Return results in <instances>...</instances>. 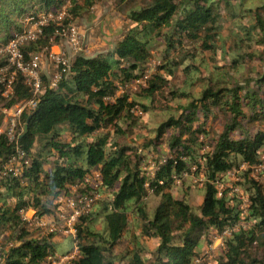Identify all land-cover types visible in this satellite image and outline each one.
<instances>
[{"label":"trees","instance_id":"16d2710c","mask_svg":"<svg viewBox=\"0 0 264 264\" xmlns=\"http://www.w3.org/2000/svg\"><path fill=\"white\" fill-rule=\"evenodd\" d=\"M67 4L76 15L93 0H0V47L23 31L26 19ZM222 9L235 18L227 51ZM126 13L132 25L112 47L76 53L55 87L42 76L43 90L34 96L35 107L23 112V124L30 118L16 142L0 134V264H42L56 252V233L30 230L25 211L55 217L65 209L59 196L94 193L97 198L73 223L78 254L68 264H201L199 241L210 244L225 230L217 264H264L253 251L264 248V185L251 169L264 152V127L255 126L264 122V65L243 77L245 63L264 61L253 47L264 51V0H150ZM69 18L48 20L35 40L24 42L25 60L56 44ZM153 48L159 65L147 74ZM203 52H220L228 61L210 67L199 56ZM203 66L211 69L205 79ZM179 69L183 86L174 88L169 84ZM137 78L145 85L139 95L119 93L120 85ZM165 87L173 105L156 108L153 97ZM3 90L0 83L1 108L33 97L20 73L11 92L5 96ZM134 112L163 118L143 127L130 144L119 137L127 134L122 123L140 126ZM2 116L0 111V124ZM219 118L216 131L212 123ZM18 151L28 163L21 160L15 174L6 166ZM231 172L245 202L227 186ZM183 176L203 181L199 205L184 190L172 193ZM150 196L157 200L153 208L147 206ZM142 237L156 240L154 249ZM121 241L127 246L118 253Z\"/></svg>","mask_w":264,"mask_h":264},{"label":"rangeland","instance_id":"374dc122","mask_svg":"<svg viewBox=\"0 0 264 264\" xmlns=\"http://www.w3.org/2000/svg\"><path fill=\"white\" fill-rule=\"evenodd\" d=\"M150 0H93V4L88 8H80L78 13L76 15H72L71 13L68 12V4L64 5L65 7V18L70 19V23L74 24L79 32L80 36V48L77 51H74L69 43L67 42V39L65 36H60L59 40L56 44H53L51 46V50L60 52L64 57H67L69 59H72V57L76 53H82L84 55L90 56L94 55L95 53L101 52V51H106L110 47H112L115 43H117L118 40L123 38V35L127 31V29L132 25V22L128 19L126 11L133 6H145L147 2ZM235 1V0H234ZM261 0H253L254 3H260ZM85 4L83 1H81V5ZM67 7V8H66ZM222 17H223V27L220 32L222 39L224 40V45H225V50L230 49V44L231 41L227 37L229 36V33L232 28H234L233 22L235 21V18L233 15H231V12H228L227 10L222 9L221 10ZM240 17V16H238ZM241 22H245V19L239 18ZM255 49H258L257 51L260 52L258 53L264 54V51H262V47L260 46H253ZM162 50V48H161ZM157 51L158 49L153 48L152 49V57L149 60L148 68L146 70L147 74L152 73L155 71L156 67L159 65L158 57H157ZM220 52H223L219 49ZM220 52L217 54H213L208 52L206 53H200L199 56L203 57L208 63L209 66L212 67L214 64H223L227 63L228 59L223 58L220 55ZM248 53V50H246V47L243 49V53ZM212 57V59L210 58ZM221 58V59H218ZM264 65V61L260 59H255L251 60L247 63H245V68L243 70V74L245 76L243 77H251L254 76L257 71H260ZM202 76L203 79L207 77L208 72L211 70L210 68L205 70L204 66L202 67ZM52 71V66L51 64L47 61L45 64L42 65V72L43 75L46 77L48 80V76L50 75ZM237 80L240 82H243L241 80V76H236ZM183 79L184 76L180 69L176 72L175 77L172 78L171 82L169 85H171L174 88L182 87L183 86ZM42 79V83H43ZM206 82V81H205ZM44 85V83H43ZM144 84H134V83H127L124 87L120 85L118 91L119 93H127L128 96L131 98L132 96H137L142 90V86ZM140 86V87H139ZM145 86V85H144ZM199 88V86H195V91ZM170 87H165L161 91L157 92L154 97H153V106L156 108H162L165 105H173L172 102L169 100L170 94ZM168 99V100H167ZM4 102L0 101V111L3 114L2 116V121L1 125L6 124V117L8 114L13 113V108L11 110H7L5 112L6 116L4 115L3 111H5V107L1 108ZM134 117L138 119V123L140 126L132 127L128 126L125 123L121 124L123 126V129H126L127 134L124 135V137H119L121 140L120 141H125L129 142L130 144L132 142V137L138 135L142 131H144L145 126L148 128H152L155 124L154 121H159L163 117L160 115L155 114H146L143 112V114H136L135 112L133 113ZM5 116V117H4ZM220 118L216 119L214 123H212V128L215 129L216 131L220 129ZM9 121V120H8ZM7 121V122H8ZM23 124V122H22ZM255 126H261L264 127V122L260 123H255ZM20 130V127L18 126L17 131ZM137 137V136H136ZM135 142V141H133ZM138 147L141 146L140 143L136 144ZM40 146V142H37L35 144V149H37ZM165 149V147H164ZM165 151V150H163ZM152 169V168H151ZM200 178V177H199ZM198 179H192L190 180L189 176H183L180 179V182H177L174 184L172 187V193L174 195H177L179 193V189L182 191L184 190L186 195L188 196V199L192 201L193 203H200L201 199V191H200V186L202 185L201 180ZM259 182L264 185V174L258 177ZM235 180H233L231 177L229 178L228 184L233 185ZM188 185V186H187ZM235 185V184H234ZM72 192V191H71ZM240 192V191H239ZM242 197L243 202L246 201V198L244 195H240ZM237 199H239L237 197ZM147 201V206L149 208H153L154 204L156 203V199L154 197L150 196L148 197ZM246 205L243 204V208H245ZM95 227H99V224H95ZM29 228L32 231H41L44 234H47L45 231L46 229L43 226H38L34 224H29ZM67 228V226H66ZM75 236V235H74ZM71 234L63 233H56L52 236L53 241L56 243V252L57 254H64V253H70L74 249V246H76V242L73 239ZM217 236H213L210 239V244H207L201 239L198 243L197 250L204 253V257L201 261V264H217L219 259L221 258L222 254V246L220 245L219 237L215 238ZM143 243L145 244L148 249L151 250L154 249V245L156 244L155 240L152 238H143L141 239ZM127 243L124 241H121L118 247L115 248V251L118 253H121ZM209 246H212V249L209 248ZM257 253L259 256H264V248L258 246L257 248L253 249V251ZM120 264V263H119Z\"/></svg>","mask_w":264,"mask_h":264},{"label":"built area","instance_id":"2783aa9c","mask_svg":"<svg viewBox=\"0 0 264 264\" xmlns=\"http://www.w3.org/2000/svg\"><path fill=\"white\" fill-rule=\"evenodd\" d=\"M65 16V7H62L59 10L50 9L40 13L38 19L36 20H25L24 29L21 33L16 34L12 39H10L5 45L0 47V56H5L6 62L0 64V83L4 85V90L2 92L3 95H7L11 92L13 82L18 73H20L25 82L30 86L31 91L33 93V97L30 99H23L13 104L10 107H6L3 111L11 110L13 108V113L8 114L6 117V124L3 126L0 124V134L5 133L11 141H17V136L24 129V124H22L21 116L24 111H29L36 105V98L34 97L38 93L43 90L42 83V65L47 61L52 66V71L48 76V86L55 87L57 83L61 80L63 73L66 72L70 60L67 57H64L60 52L53 51L49 49L47 52L40 51L31 54L28 60H25L24 53L22 51L23 43L27 40H35L39 33H41V26L46 24L48 20H53L60 22L63 20ZM62 36H65L67 42L71 46L74 51L79 50L80 48V36L77 27L70 23L67 24L66 27L62 29ZM144 77H147L145 75ZM144 81V78H137L133 83L139 84ZM141 113L140 111H138ZM4 116V117H5ZM9 120V121H8ZM8 121V122H7ZM18 126L20 130L17 131ZM24 159V163H28V159L24 158V152L18 151L16 156H13L10 159L9 164L6 166L10 170L14 171V173L20 172V164L21 160ZM261 162L253 165L252 175L257 179V176H261L264 174V152L261 155ZM241 167H244L242 165ZM233 180H236L234 172L229 174ZM221 187L222 185H218V196L221 195ZM230 192H236V194L242 195V192L238 189V187L233 185H229ZM240 191V192H239ZM97 198V194L94 193L90 197H64L59 196L56 199V202L61 203L65 206V209L61 212H58L55 217H39L34 215V211L32 209L24 212V219L29 221V224H34L38 226H43L47 233H68L71 235H75V228L73 227V223L76 221L78 215L81 212H84L88 209L91 202ZM67 226V228H66ZM234 229H237L235 227ZM229 231L225 230L222 235H218L220 245H223V236L228 234ZM215 237V238H217ZM212 249V246H209ZM74 250L70 253L64 254H51L48 255L42 264H68L74 258H76L78 254L77 246H74ZM200 259H195V264L199 262Z\"/></svg>","mask_w":264,"mask_h":264},{"label":"crops","instance_id":"0c3cea01","mask_svg":"<svg viewBox=\"0 0 264 264\" xmlns=\"http://www.w3.org/2000/svg\"><path fill=\"white\" fill-rule=\"evenodd\" d=\"M181 192V189H179V193ZM201 201H202V195H201V199H200V203H201ZM200 203H197V205H199ZM196 204V203H195ZM155 242H156V244H157V241L155 240ZM156 244L154 245V247L156 246ZM153 248V247H152ZM152 248H151V250H152Z\"/></svg>","mask_w":264,"mask_h":264},{"label":"water","instance_id":"95a60500","mask_svg":"<svg viewBox=\"0 0 264 264\" xmlns=\"http://www.w3.org/2000/svg\"><path fill=\"white\" fill-rule=\"evenodd\" d=\"M29 118L30 117L27 118L26 123L24 124V130H26V128H27V124H28Z\"/></svg>","mask_w":264,"mask_h":264}]
</instances>
